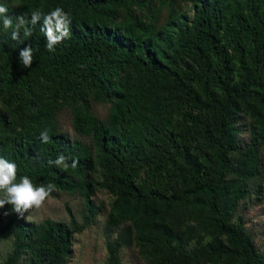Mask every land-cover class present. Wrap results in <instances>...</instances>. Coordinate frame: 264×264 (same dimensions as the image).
Wrapping results in <instances>:
<instances>
[{
    "label": "trees",
    "instance_id": "obj_1",
    "mask_svg": "<svg viewBox=\"0 0 264 264\" xmlns=\"http://www.w3.org/2000/svg\"><path fill=\"white\" fill-rule=\"evenodd\" d=\"M186 1L191 13L156 24L145 0H0L13 21L5 30L0 20V157L16 164L15 182L81 192L87 216L88 173H100L109 225L128 223L119 239L131 236L147 264H264L240 212L264 199V0ZM56 7L69 36L49 51L31 12ZM91 101L109 103L105 119ZM64 107L93 147L59 129ZM60 156L67 168L49 163ZM71 224L5 204L0 240L12 237L13 250L2 264H67ZM120 240L107 243L106 264H117Z\"/></svg>",
    "mask_w": 264,
    "mask_h": 264
},
{
    "label": "rangeland",
    "instance_id": "obj_2",
    "mask_svg": "<svg viewBox=\"0 0 264 264\" xmlns=\"http://www.w3.org/2000/svg\"><path fill=\"white\" fill-rule=\"evenodd\" d=\"M155 12L156 24H161L169 15L171 10H190V3L186 0H145ZM146 8L143 6H133V12L136 15L144 16ZM90 106L93 114L101 119H105L109 113V103L91 101ZM58 127L61 131L68 132L71 137H76L87 145L93 147L89 137H83L77 134L72 127V112L69 107H64L57 112L56 116ZM247 128V126H243ZM243 137L248 139V130ZM94 152V148H93ZM260 156L264 158V142ZM101 174L95 175L88 173V180L92 191L89 195V202L92 211L88 216L84 195L79 192H67L53 187L41 207L29 209L24 216L27 220L41 222L45 219L54 221H63L71 225L73 218L78 229H74L71 236L70 253L67 264H106L108 257L107 243H114L119 239L123 229L128 224L120 226H111L108 222V213L113 196L97 184ZM96 180L94 181V178ZM35 185V184H34ZM38 186V185H35ZM240 212L243 215L246 227L253 235L254 242L258 250L264 255V199L259 202H249L241 207ZM131 226H128L129 229ZM133 232L132 230H130ZM129 235V234H128ZM13 250L12 237L0 240V264L4 263L8 255ZM117 264H147L146 259L141 255L135 240L130 236L128 240H120L117 246Z\"/></svg>",
    "mask_w": 264,
    "mask_h": 264
},
{
    "label": "clouds",
    "instance_id": "obj_3",
    "mask_svg": "<svg viewBox=\"0 0 264 264\" xmlns=\"http://www.w3.org/2000/svg\"><path fill=\"white\" fill-rule=\"evenodd\" d=\"M19 23L15 25L14 30L11 33L13 40L20 38V28L28 23L24 17H19ZM0 20H2L3 28L5 30L13 28V21L8 15V8L4 4H0ZM43 21L41 31L44 33L47 44L46 47L49 51L54 50V45L62 42L69 36V24L71 23L68 13L64 12L61 7H56L54 10L47 14H44L40 10H34L31 12L30 23L32 25L37 24L39 21ZM24 36H31V31L25 27ZM18 59L22 62L25 68L32 65L33 62V49L31 45H28L19 51ZM42 139L47 141V132L41 134ZM56 165H64L65 160L63 156H60L55 161H49ZM77 166V161L73 160L72 167ZM17 166L14 162L0 157V208L5 204L12 206L15 213L20 216H24L25 212L32 209L41 207L49 193L53 190V185L48 184L35 186L28 176H22L19 182L16 181Z\"/></svg>",
    "mask_w": 264,
    "mask_h": 264
}]
</instances>
